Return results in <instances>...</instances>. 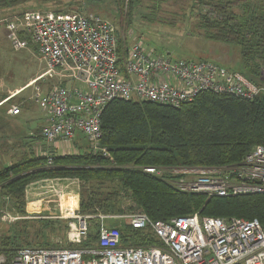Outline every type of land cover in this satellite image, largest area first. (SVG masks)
<instances>
[{"label":"trees","instance_id":"obj_1","mask_svg":"<svg viewBox=\"0 0 264 264\" xmlns=\"http://www.w3.org/2000/svg\"><path fill=\"white\" fill-rule=\"evenodd\" d=\"M65 1L69 0H0V9L29 2L61 5ZM83 1L96 8L108 7L110 14L115 12L122 16L121 23L128 26L134 16L153 22L164 8L168 9V5L175 9L180 5L178 10L184 9L185 2H190L192 9L197 8L199 17L194 33L236 46L240 55V73L255 84L261 82L264 72V0ZM71 4L72 0L68 5ZM167 24L174 26L173 22ZM123 52L119 44V63H122ZM100 130L99 145L107 149L108 158L93 152L89 145L85 148L82 145L74 152L52 154L53 167L46 166L45 157L32 155L0 169V211L9 209L23 217L9 227V234L0 237V252L8 260L24 246L84 249L98 241V218L88 220L87 239L77 245L50 244L57 240L61 242L67 224L72 225L74 219H40V225L33 232L37 241L26 239L28 232L32 231L28 230L32 218H24L27 216L26 189L43 179L77 180L79 206L76 213L82 215L141 213L153 221L193 214L198 218L256 219L264 232V193L224 198L186 193L177 190L170 182L171 177L166 175L171 174L159 177L142 170L144 167L223 168L238 163L254 147L264 146V94L246 100L204 91L178 108L148 101L113 100L103 109ZM77 140L75 138L73 142ZM175 177L179 176H172ZM61 206L74 212L76 197H66ZM34 208V204H29V209ZM119 231L122 247L145 248L161 244L148 227L133 229L124 224Z\"/></svg>","mask_w":264,"mask_h":264},{"label":"built area","instance_id":"obj_2","mask_svg":"<svg viewBox=\"0 0 264 264\" xmlns=\"http://www.w3.org/2000/svg\"><path fill=\"white\" fill-rule=\"evenodd\" d=\"M6 30L16 49L27 44V36L45 61L39 77L69 78L70 86H54L42 91L35 86L33 100L45 116L40 130L48 144L72 143L80 134L93 152L108 158L99 145L101 114L113 100L148 101L178 108L199 93L209 91L252 100L264 94V72L255 84L240 72L204 60L172 59L147 51L139 39L121 44L115 27L97 15L76 11H24L4 18ZM124 57L119 63L118 46ZM77 83V86H74ZM10 115L20 108H10ZM46 166H52V156ZM142 170L163 176V169ZM201 171V172H197ZM173 178L181 192L208 197H231L264 193V146L250 150L242 159L223 168L182 171ZM6 219V216H4ZM19 217H8V220ZM89 216L76 214L70 226L71 239L84 242ZM100 220L96 245L84 249L22 247L11 259L0 252V264H264V232L257 220L201 217L196 215L151 220L137 213L97 216ZM120 219L133 229L149 228L159 246L122 247L118 226H106V219ZM159 249L161 253L157 254Z\"/></svg>","mask_w":264,"mask_h":264},{"label":"rangeland","instance_id":"obj_3","mask_svg":"<svg viewBox=\"0 0 264 264\" xmlns=\"http://www.w3.org/2000/svg\"><path fill=\"white\" fill-rule=\"evenodd\" d=\"M69 1L63 2L61 5H55L52 3H38V2H29L27 4L17 6L15 8H6L0 9V96L4 93H7L4 96H12L13 91L10 88L18 87L23 84L28 78L32 77L38 70L46 67L45 61H41L37 48L34 44L29 42L27 36H20V40L27 44L22 49H16L14 46V41L10 39L9 32L6 30V22L4 18H8V16L18 14L23 11H51L54 13H64L66 9H70L69 11H76L84 16H92L97 15L101 19H104L107 22H110L116 29L118 33V37L123 39L121 44L125 42H130L133 38L139 39L141 44L145 47L147 51L155 53L157 55H163L164 57H170L172 59H188L194 61L204 60L207 62H211L217 64L221 67H224L228 71L232 72H240L241 71V62L239 50L236 46L225 44L222 42L214 41L205 38L202 35L194 33L197 31V26L199 22L198 11L197 8H191L190 2H185L184 9L176 6V9L171 4L168 5V9L164 8V11L157 15V20L153 22H148L138 17H133L130 26L127 24H122V16L115 14L113 12L110 14L107 9L108 7L103 9L102 7L96 8L94 4L84 2L83 0H72V4L68 5ZM179 3V2H178ZM111 6V5H110ZM112 7V6H111ZM95 8V9H93ZM82 9V12L80 11ZM195 9V10H194ZM62 10V11H57ZM167 10L169 11L167 13ZM171 12V13H170ZM171 14V15H170ZM173 22L174 26H170L167 23ZM59 86L61 84L58 83V80L54 77L46 76L44 80L41 82H37L33 85L30 90L25 92V95L21 98L25 99V97H30L31 101L28 100V103L32 105L31 111L35 112V114H40V109L38 105L33 100L34 88L35 86L39 87L42 91H46L49 88L54 86ZM64 85V84H63ZM74 86H77L76 84ZM3 97V96H2ZM0 97V99L2 98ZM18 98L20 96L15 97L8 101L3 107L0 108V167H5L6 165H10L9 162L13 163L16 159L15 157V149L17 143L14 140H18L20 131L16 132L14 120L5 115V109H8L11 106H17L20 108V104L18 102ZM22 112V111H21ZM20 112V114H21ZM21 118V116H19ZM31 126V124H30ZM82 137V136H81ZM10 142V143H9ZM80 144L78 146H82L85 148L86 145H89L87 141L80 140ZM87 142V143H86ZM9 143V144H8ZM67 146V149L73 148L72 143L55 141L50 143L51 147L54 146ZM75 147V146H74ZM34 150V147H33ZM35 151V150H34ZM69 151V150H66ZM14 159V160H13ZM5 162V163H4ZM7 163V164H6ZM50 167H53L50 166ZM54 179H43L34 182L39 183L42 181H48ZM61 180V179H58ZM57 181V180H56ZM34 183L27 186H32ZM77 183V184H76ZM71 185L78 187V181L73 180V183L66 181H58L55 183H44L39 184L36 189L30 188V190H37L35 192H46L43 195H40L42 198H46L47 200H51V205L54 207V214L49 218L53 220V218H59L55 216H61V214H74L73 212H69L64 207L61 206L62 201L65 199L63 194L70 192L69 189ZM26 189V190H27ZM29 190V189H28ZM27 192V191H26ZM78 193V192H77ZM69 195V194H68ZM68 195H66L68 197ZM27 196V194H26ZM65 196V197H66ZM26 199H28L26 197ZM79 206V199H78ZM62 208V209H61ZM62 213H60V211ZM78 210V208L76 209ZM76 213V212H75ZM41 215H27L24 218H32L30 219L31 226L28 230H32L28 232L26 239L32 240L33 242L37 241V238L33 234L35 232V227L39 226L38 222L42 218ZM70 215V216H72ZM197 215V214H193ZM6 216V219L5 217ZM19 217L18 219L12 220L8 217ZM68 216L65 219H71ZM89 216V219L97 218V216H119L122 215H86ZM23 219L18 214L13 213L9 209L0 211V237H3L9 234V227L13 226L17 223V220ZM121 221L122 224H119ZM34 223V224H33ZM70 223L67 224L66 235L62 238L61 242L59 240L55 242H50V244H61V245H77L78 242H75L74 237L71 239L70 232ZM100 224V220H99ZM126 224L124 221L116 218L106 219L104 220V225L110 226H118L119 228ZM27 226V224H26ZM25 226V227H26ZM54 237V236H50ZM34 245V244H33ZM26 247V246H24ZM30 247V246H29Z\"/></svg>","mask_w":264,"mask_h":264},{"label":"crops","instance_id":"obj_4","mask_svg":"<svg viewBox=\"0 0 264 264\" xmlns=\"http://www.w3.org/2000/svg\"><path fill=\"white\" fill-rule=\"evenodd\" d=\"M20 13H22V12H20ZM20 13H18V14H20ZM40 60L43 62L42 59H40ZM45 70H46V67H43L42 69L38 70L32 77L28 78L20 86L10 88V90L13 91V94L11 97L10 96H4L7 93H4L0 96V97L3 96L0 99V108L3 107L8 102L6 100H8L9 98L13 99L15 97L20 96V98H18L17 100L20 104V112L22 111L21 114L19 113L18 115H15V116L10 115L8 112H9L10 108L13 106H11L9 109H8V107L5 109V115L14 120L13 123L15 124L14 127H15L16 132L20 131L19 137H17L18 140H14V142L17 143L16 147H18L15 149V157H16L15 161L21 160L22 158L30 157L32 155H34V156H42L44 154L45 155L46 154L57 155V154H62L66 150H69L68 152H74V151H76V149L78 150L79 146L77 144L78 143L80 144L81 143L80 140H83L82 139L83 137H81L82 135L79 134L77 136L78 140L76 142H72L73 148H71V146H70V149H67V146H61V145L51 147L50 144L46 143L41 138L40 130H41L42 126L45 124V120H46L45 116L41 111H40V114H38V113L35 114V112L31 111L32 105L28 103V100L31 101L29 96L25 97V99H23L21 97H22V95L24 96L25 92L27 90H30V88L33 85H35L37 82H40V81L42 82L44 80V79L43 80L39 79V77L45 72ZM51 78H53V77H51ZM54 78L58 80L59 84H64V86H70L73 84V82L70 81L69 78H64V77H61L60 79L57 77H54ZM75 84H77V83H75ZM19 116H21V118H19ZM30 124H31V126H30ZM33 147H34L35 151L33 150ZM9 163L12 164L11 162H9ZM6 166H9V165H6ZM1 168H3V167H0V169ZM58 181H66V183H68V182L73 183L72 179H61V180L54 179V180L42 181V182H39L36 184L34 183L32 185L34 187L33 188L30 187V188L36 189L39 184L55 183ZM30 188L28 187L29 190L28 189L26 190L27 191L26 197L28 199H26L25 211H26L27 215L36 214L38 216V215L44 214L41 216L42 218H49L51 215H56V214H54V211H53L54 210L53 205L50 204L51 200H47L45 197L44 198L40 197V195H43L46 192H43V193H41V191L35 192L37 190L31 191ZM69 191L70 192L63 194V197L66 198L67 197L66 195L69 194L68 196H71V197L75 196L76 201H78L79 195L77 193L78 192L77 186L75 187L74 185H71V188L69 189ZM29 204H34L35 208L29 209ZM77 208H78V202H77V207L75 208V211L73 213L77 212V210H76ZM59 211H60V213H62L61 210H59ZM67 215L68 214H66V215L61 214V216H55V217L65 219L68 217Z\"/></svg>","mask_w":264,"mask_h":264},{"label":"bare ground","instance_id":"obj_5","mask_svg":"<svg viewBox=\"0 0 264 264\" xmlns=\"http://www.w3.org/2000/svg\"><path fill=\"white\" fill-rule=\"evenodd\" d=\"M101 137V136H100ZM257 147V146H256ZM255 148V147H254ZM253 148V149H254ZM153 168H155V169H158V170H160V169H163L164 170V172L165 173H169V174H171V176L170 175H166V176H169V177H171V178H169L170 179V182H173L174 180H173V178H172V176L173 175H181L180 173L182 172V171H188V169H166V168H157V167H153ZM189 170H191V169H189ZM175 187V186H174ZM176 188V187H175ZM177 189V188H176ZM178 190V189H177ZM261 194H263V193H261ZM219 198H224V197H219ZM76 214H78V213H76ZM76 214H74V215H76ZM73 215V216H74ZM80 215H82V214H80ZM73 216H70L69 218H72L73 219ZM86 216V215H85ZM252 220H256V219H252ZM258 221V220H257ZM61 249H71V248H61ZM156 253L157 254H159V253H161L160 251H159V249H157L156 250Z\"/></svg>","mask_w":264,"mask_h":264},{"label":"water","instance_id":"obj_6","mask_svg":"<svg viewBox=\"0 0 264 264\" xmlns=\"http://www.w3.org/2000/svg\"><path fill=\"white\" fill-rule=\"evenodd\" d=\"M197 172H201V171H198V170H197Z\"/></svg>","mask_w":264,"mask_h":264}]
</instances>
